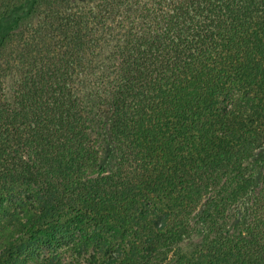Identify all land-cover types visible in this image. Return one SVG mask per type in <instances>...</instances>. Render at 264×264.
Segmentation results:
<instances>
[{"label": "trees", "instance_id": "1", "mask_svg": "<svg viewBox=\"0 0 264 264\" xmlns=\"http://www.w3.org/2000/svg\"><path fill=\"white\" fill-rule=\"evenodd\" d=\"M0 264H264V0H0Z\"/></svg>", "mask_w": 264, "mask_h": 264}, {"label": "rangeland", "instance_id": "2", "mask_svg": "<svg viewBox=\"0 0 264 264\" xmlns=\"http://www.w3.org/2000/svg\"><path fill=\"white\" fill-rule=\"evenodd\" d=\"M109 160H110V152L108 149H106L104 151V154L102 155V158H101L99 164H98V171L99 172L105 173L109 170ZM241 217H242L241 211H238L236 213V218H235L234 223L240 224L241 221L239 219H241Z\"/></svg>", "mask_w": 264, "mask_h": 264}]
</instances>
